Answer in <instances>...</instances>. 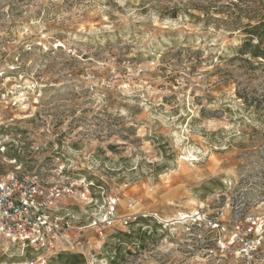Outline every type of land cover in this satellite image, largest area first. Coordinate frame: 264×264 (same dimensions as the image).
Listing matches in <instances>:
<instances>
[{"label":"rangeland","instance_id":"obj_1","mask_svg":"<svg viewBox=\"0 0 264 264\" xmlns=\"http://www.w3.org/2000/svg\"><path fill=\"white\" fill-rule=\"evenodd\" d=\"M257 25L264 0H0V172L76 182L61 202L75 228L112 196L132 215L119 231H145L73 230L66 252L264 264V61L240 52ZM56 251L0 236V264Z\"/></svg>","mask_w":264,"mask_h":264},{"label":"built area","instance_id":"obj_2","mask_svg":"<svg viewBox=\"0 0 264 264\" xmlns=\"http://www.w3.org/2000/svg\"><path fill=\"white\" fill-rule=\"evenodd\" d=\"M82 181L81 184H84ZM76 182L57 180L47 181L39 172L22 171L20 168L12 172H0V236L13 242H20L37 251L66 252L81 245L70 241L68 235L73 230H93L100 239H106L109 233H115L130 225L132 215L119 213V199L109 196L102 203L100 213L92 217L86 225L74 227L69 214L63 213L62 200L75 194ZM81 186V185H80ZM88 183L81 198L88 204L94 202ZM200 213L194 215L200 219ZM205 221V215H202ZM217 226L214 221H208ZM240 230L241 226L237 225ZM70 242V243H69ZM68 243V244H67ZM30 264H46L40 258Z\"/></svg>","mask_w":264,"mask_h":264},{"label":"trees","instance_id":"obj_3","mask_svg":"<svg viewBox=\"0 0 264 264\" xmlns=\"http://www.w3.org/2000/svg\"><path fill=\"white\" fill-rule=\"evenodd\" d=\"M244 44L241 47V53L242 54H248L250 57L254 59H262L264 61V31L262 29V25H257L253 27L252 31H250L244 39ZM140 222H144L145 219L138 218ZM136 235H142V239H139L140 244H143L144 241V235L145 231H142L141 229H138L137 233H124L122 231L115 232L111 237H109L108 240L113 239H123L122 243H132V238ZM109 242V241H108ZM111 242V241H110ZM114 244V243H107L108 245L105 246L106 248H109L111 253L115 257H111L112 263H117L123 260L124 253H125V247L124 244ZM113 245V246H112ZM57 259L61 262V264H84V261L82 260V257L78 254L74 253H68V252H62L56 256Z\"/></svg>","mask_w":264,"mask_h":264}]
</instances>
